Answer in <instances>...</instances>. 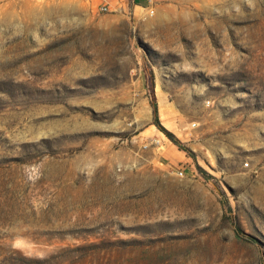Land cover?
Wrapping results in <instances>:
<instances>
[{
    "label": "rangeland",
    "instance_id": "rangeland-1",
    "mask_svg": "<svg viewBox=\"0 0 264 264\" xmlns=\"http://www.w3.org/2000/svg\"><path fill=\"white\" fill-rule=\"evenodd\" d=\"M149 5L0 0V264H264V0Z\"/></svg>",
    "mask_w": 264,
    "mask_h": 264
},
{
    "label": "crops",
    "instance_id": "crops-1",
    "mask_svg": "<svg viewBox=\"0 0 264 264\" xmlns=\"http://www.w3.org/2000/svg\"><path fill=\"white\" fill-rule=\"evenodd\" d=\"M134 1H138V0H134ZM141 1V0H139ZM141 6V5H140ZM156 140H158V143H156V148L157 150H159V152H161V156L160 157H163V158H167V156L170 154L169 152L166 153V152H163V149L165 150H171V152L175 151L174 150V147L171 146L169 143L165 142L164 140H162L161 138H157ZM176 157L177 158H180V152H176ZM172 154V153H171ZM174 159V158H173ZM174 161V160H173ZM176 162H178L179 160L178 159H175Z\"/></svg>",
    "mask_w": 264,
    "mask_h": 264
},
{
    "label": "trees",
    "instance_id": "trees-1",
    "mask_svg": "<svg viewBox=\"0 0 264 264\" xmlns=\"http://www.w3.org/2000/svg\"><path fill=\"white\" fill-rule=\"evenodd\" d=\"M154 113H155V118H154V122L155 124L161 129L163 130L170 138L171 140L177 145L179 146L181 149H182V146H181V142L177 139H175L160 123V120H159V114H158V108L157 106L155 105L154 106ZM242 232L241 228L239 226H237V233L240 235Z\"/></svg>",
    "mask_w": 264,
    "mask_h": 264
},
{
    "label": "built area",
    "instance_id": "built-area-1",
    "mask_svg": "<svg viewBox=\"0 0 264 264\" xmlns=\"http://www.w3.org/2000/svg\"><path fill=\"white\" fill-rule=\"evenodd\" d=\"M148 1H149V4H150L149 7H147L148 14L149 15H152L154 13L153 0H148ZM105 9H106L105 6H103L101 8V10H105ZM154 142L155 143H158V140L155 139ZM173 172H174L175 175H177L179 177H184L185 176V169H184V167H182L180 165H178L176 167H173Z\"/></svg>",
    "mask_w": 264,
    "mask_h": 264
}]
</instances>
